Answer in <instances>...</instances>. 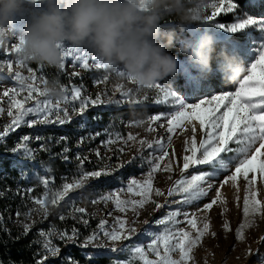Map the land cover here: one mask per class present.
<instances>
[{
	"label": "snow or ice",
	"instance_id": "obj_1",
	"mask_svg": "<svg viewBox=\"0 0 264 264\" xmlns=\"http://www.w3.org/2000/svg\"><path fill=\"white\" fill-rule=\"evenodd\" d=\"M238 4L234 0H207L205 23L211 26L217 32L226 34L243 33L246 29L258 28L261 33H264V19H255L251 15L246 17H238V22L227 23L219 20L222 14H232L237 11ZM209 9L211 10L209 13ZM224 40L226 47L231 55H235L241 63L239 55L242 53L245 60L250 63L247 67H242V72L237 73L235 81L237 86L234 89L228 88L223 81H213L209 85H203L196 77L187 74L190 90L187 93L178 95L177 91L169 90L168 87L162 86L160 83L155 86V90L161 94L162 98L155 100L156 105H170V110L151 115L147 120L136 122V126L147 123L149 128L147 131H155L152 127L156 122L161 121L162 117L166 120V131L169 134H175L177 129L188 130L187 126H191L193 133L187 146L184 149L185 155L183 156L182 164V178L175 182L167 195H180L181 199L176 203L193 204L197 203L203 198L207 197L209 192L215 187L213 180H220L219 187L215 192V197L210 202L203 205L201 211H210L218 202L226 203L222 198L221 189L231 183L239 191V181L241 178L246 182V195L243 201V216L244 223L240 225L237 231V239L244 240V229L250 227L253 221L249 217L261 216L264 217V200H261L260 191L257 187L258 179L264 183V43H260L258 47L251 48L249 46L237 45L234 40L226 37H220ZM264 39V36L259 37ZM3 42L0 43L2 46ZM14 52L19 58L16 63L21 67L25 65V60L22 58V50L19 43L14 44ZM71 61V66H80L86 70L94 67L97 70H104L107 73L109 70L98 60L94 54L80 49H65V61ZM91 62V64H90ZM12 62L7 64L8 71H12ZM44 65H40L39 71L41 73L45 70ZM65 69L64 67L61 69ZM32 73L30 77H24L17 73L14 81H9V86L3 91V97L10 100V109L8 116L11 117V124L5 126V130L0 132V140L7 137L9 133L16 131L21 126L34 128L38 124H65L71 121L66 108L62 109V104H72L73 110H77L74 102L78 101V114H83L89 105L95 107L103 104L104 101L99 95L95 99H85L82 97L80 87L73 86L69 90L68 87H62L63 98L53 100L48 92L41 87L36 86L38 77L36 72L29 68ZM73 75H79L74 72ZM107 81L108 75L102 77ZM39 80L45 85L47 79L43 75ZM30 81V82H28ZM101 82L99 79L96 83ZM123 85L118 86L117 91H121V95L128 97V91H122ZM70 91V95H69ZM23 92L27 95L21 100L17 99ZM36 94L35 96L33 94ZM218 93V94H216ZM43 98V99H40ZM29 100H35L34 106L26 107ZM145 100L147 97L145 96ZM119 103V102H117ZM136 104L142 101H134ZM3 109H0L2 112ZM61 111L63 115H61ZM26 117H31L26 119ZM197 125L199 130L203 133V138L197 142L196 131ZM161 128L165 124L159 125ZM32 137L24 135L20 138L21 143L12 149L13 152L22 154L26 160H33L34 153L28 144ZM36 140L42 139L35 137ZM66 139V138H65ZM117 141L120 137L116 138ZM129 141L136 142L137 137L128 134L124 143ZM115 141L112 138L106 140V145H112ZM139 143L147 145L149 149L154 147L158 148V154L154 152L151 160L148 161L149 171L147 172V179L143 182L135 178L128 180L126 188H120L114 193H110L101 198L102 201H114L115 208L121 213H127L130 209L139 217V210L144 209L149 203H155L157 210L163 208L164 205L156 203L152 196H163L165 193L158 188H154L153 179L154 175L158 172H173V160L169 159L168 148L172 146V135L168 136L167 143L163 139L155 141V145L146 140H139ZM111 150V149H110ZM67 151V149H65ZM123 152L124 149H119ZM96 155L99 157L100 152L97 151ZM173 158L175 153L173 152ZM65 160L67 156L63 157ZM80 160L78 173L73 182H62L59 187H50L52 183L49 179L42 181L44 191L42 194L32 197L33 202L39 206L44 215L48 214V206H58L61 201H64L68 194L84 186L85 182L90 179H100L102 176H110L112 172L108 169L102 170H84L83 164L86 158L77 156ZM103 159V158H102ZM167 161V163H165ZM163 165V167H162ZM122 166V165H121ZM177 166H179L177 164ZM190 168L196 171L190 176L185 177L183 173L187 172ZM223 177L222 179H220ZM169 179L171 177L169 176ZM32 191V189H28ZM127 192L132 197H139V199H121L120 193ZM239 200V196H237ZM93 203L100 201L93 200ZM30 209L26 216H30ZM77 213H85L86 210L80 207H73ZM182 215L179 209L169 211L165 216L157 219L154 223L158 226H163L162 230L155 233L146 229L145 235H150L151 242L147 244L148 252L155 256V259H150L145 247L139 244L125 246L120 251H129L132 254V259L127 261L126 264H137V261L142 264H189L193 260V250L202 242V239L210 230V223L204 222L203 227L198 226L197 217L195 214L184 212V221L190 226L192 231L184 230L176 227L181 221L177 218ZM60 219H64L61 215ZM2 219V217H0ZM87 224V220H84ZM136 221H133L135 224ZM147 224V221H144ZM108 225L107 220H101L98 225V231H94L83 242L81 247L87 248L89 245L101 239V234L113 245L131 240L132 236L136 233L137 229L134 226H129L126 218L116 217L115 222ZM226 230L229 229L227 223L224 224ZM30 231V226L25 225L24 234ZM57 230L45 232L41 230L38 235L45 237L42 242L44 252L37 264H45L49 255L53 258L58 256L60 252L59 246L55 245L51 237ZM195 233V235L193 234ZM215 235V234H213ZM78 237V230L73 228L72 234L69 235L67 231L60 233L61 240L66 243L74 241ZM97 247L104 248L105 245L100 243ZM112 252L117 249L112 247ZM251 249H249V255ZM178 256L179 258H174ZM72 264H78L72 261ZM261 264H264L262 259Z\"/></svg>",
	"mask_w": 264,
	"mask_h": 264
},
{
	"label": "rangeland",
	"instance_id": "obj_2",
	"mask_svg": "<svg viewBox=\"0 0 264 264\" xmlns=\"http://www.w3.org/2000/svg\"><path fill=\"white\" fill-rule=\"evenodd\" d=\"M210 11L211 10L209 9V13ZM247 15L249 14L242 12L237 8L235 13L227 15L222 14L221 16H229L230 20L226 22L227 24L238 22V17H246ZM252 17L255 19H264L262 16ZM214 32L221 41L220 47L226 49L229 54L230 52L226 47L224 40L220 38L222 36L234 40L237 45L242 47L249 46L253 49L258 47L260 43H264V39H259V37L264 36V33H261L260 30L255 27L246 29L243 33L238 34H226L215 30ZM16 43H18L16 39L8 38L5 39L2 46H0V109H3V111L0 112V132L5 130L6 125L11 124V117L7 114L8 111L12 110L15 113V109H10L9 98L3 97L2 95L3 91L9 86V81H14V77L17 73L24 77H30L32 73L29 72V68H31L36 72L38 77L36 86L41 87V89L44 87L43 83L39 80L41 75L44 76V73L39 71L40 64L25 61V65L21 67L16 63L19 59L14 52V44ZM80 50L94 54L85 48H81ZM236 55H239L240 59L243 61L242 67H247L250 62L244 59L243 54L236 53ZM184 59L185 58L181 60ZM9 61H11L13 65L11 72H9L7 68ZM215 67L216 66H214V68ZM63 70L71 77H76L78 79L77 83L73 82L69 85V90L73 86L80 87L82 97L85 99H95L96 96L99 95L104 101L103 104L97 105L99 107L107 106L108 108H118L120 106L135 104L134 101L139 100L142 101L143 104H150L159 110L150 114L145 119H139L136 121L128 120L126 118H117L115 115H112L109 122L103 124L102 128L91 129L90 126L85 124L82 115L78 114L79 105L74 102L77 106V110H73L72 104L61 105L62 109H67L68 115L71 117L69 123L38 124L34 128L21 126V128L16 131L9 133L8 136H13V141L11 143L12 148L0 150V153L12 155L13 157H16L18 161H26L22 154L13 152L12 149L21 143V137L28 135L29 137H32L28 146L33 150L34 155L36 154V151L44 149V140L49 141L55 146L61 145L62 153H70L67 156V161L74 166V170H70V173L65 174L57 181L53 180L50 175L46 174L43 167H40L37 170V184H32L25 180V173L21 164H18L13 168L14 170L11 174L0 171V180H4L5 178L8 179V184L5 185V189L3 190V188L0 187V198L4 196V191L10 192L9 205L4 208L0 207V217L3 219L5 217L9 218L10 222L15 226L31 224L33 227L38 228L39 226L46 225L45 228H40L37 231L38 233L41 230L48 232L55 228L57 231L51 237V240L55 245L59 246L60 252L55 258L49 255L48 259H57V264H72V261L75 260L69 254V250L65 249V245L68 243L79 245V242L76 239L74 241H68L67 243L64 240H61L60 233L62 231H67L69 235L72 233L68 230H58L54 226L55 218L60 219L59 217L63 215L64 219L71 217L78 219L81 223H84V218H88L92 222L90 227L93 229V232L98 231V225L101 220H107L108 225H106V227H108L115 222L116 217L126 218L129 222V226H134L137 229L131 240L121 241L113 245L112 242L108 241L101 234V239L89 246L97 247L96 245L103 243L105 245L104 248H117L119 246L125 247L126 245L131 246L139 244L144 246L146 252H148L146 246L151 242V237L150 235H145V230L149 229L153 233L162 230L163 226H158L154 222L165 216L169 211L179 209L182 215L177 218L181 221L176 226L178 228L192 231L190 226L184 221V212H188L190 215L195 214L198 226L201 228L203 227L204 222L210 223L209 232L202 239V242L193 250V260L189 261V264H261L262 259H264V217H249V220L253 221V223L250 227L244 229V240L240 241L237 239V231L240 229V225L244 223L243 201L246 195V182L242 178L239 181V191H237V188L231 183L225 185L221 189L222 198L226 200V203L218 202L210 211H201L200 209L204 204L210 202L211 199L215 197V192L220 183L219 179L212 181L215 184V187H213L207 197L191 205L176 203V201L181 199L180 195H167L168 191L172 188V183L182 178L181 170L183 156L186 154L184 149L187 146L186 142L190 140L193 133L191 131V126H187V131L177 129L175 134L167 133L166 120L163 119V117L161 121L152 125V127L155 128V131H147L149 128L147 123L136 126V122L138 121L147 120L151 115L165 113L170 110V105L155 104L156 99L162 98L157 90L150 89L146 91H138L135 86L127 82H119L111 71L105 73L104 70H97L94 67H91L90 70H86L80 66L72 67L70 60L65 61V69ZM74 72H78L79 75H73ZM104 75H108L107 81L102 79ZM182 77L184 78L183 83H178L175 78H169L168 80L161 81L160 84L168 87L169 90L177 91L178 95H182L183 93H187L191 87L188 79L184 75H182ZM97 79L101 82L96 83ZM202 84L210 86V79ZM120 85H123L122 91H128L130 93L128 97L122 96L121 91L116 90ZM70 94L69 91V95ZM26 95L27 92H23L17 97V99L22 100ZM33 95L35 96L36 94L34 93ZM145 96L147 97V100H145ZM34 104L35 100H29L25 106L31 107L34 106ZM61 115H63L62 111ZM29 118L31 117H26V119ZM72 120H75V123L72 124ZM160 124H165V127L161 128L159 126ZM43 126L68 129V132L72 134V136L69 138L65 137L66 139L54 134L45 137L43 133L37 131V129ZM128 134L135 135L137 141H129L125 144L124 140H126ZM169 135H172V146L168 148V152L169 159L173 160V172H158L154 175L153 179L154 188H158L165 193L163 196H152V199L156 201V203L164 205L161 211L157 210L155 203H149L144 209L139 210V217L137 218L135 213L130 209L127 213H121L116 210L114 201L105 202L101 200L103 196L114 193L120 188H126L128 180L131 178H135L142 182L147 179V172L149 171L148 161L152 159L154 152L158 154V148L154 147L153 149H149L146 144L142 146L139 143V140L146 138L148 142L155 145V141L160 139H163L164 142L167 143ZM195 135L197 142L203 138V133L199 130L198 125ZM37 136L42 139L36 140L35 137ZM7 137L0 140V147L5 145L4 142ZM117 137H120L119 141L116 140ZM109 138H112L115 141L112 145H106L105 143ZM71 145L74 148L72 152L69 150ZM121 148L124 149L123 152L119 151ZM65 149H67V151H65ZM97 151L100 152L99 157L96 155ZM173 152L175 153L174 158L172 155ZM77 156L86 158L83 165H85V167L88 165V168L86 167L84 170L92 171L108 168L112 172V175L106 177L102 176L98 180L90 179L86 181L83 187L71 191L65 200L61 201L58 206L49 205L48 214L45 216L39 206L33 202L32 197L40 195L39 192L41 194L43 193L44 187L42 181L44 179H49L52 182L50 183V187H59L62 182H73L78 173L77 164H80V160L77 159ZM165 163H167V161ZM177 164L179 166H177ZM195 171L194 168H190L187 172L183 173V175L188 177ZM169 176L171 179H169ZM222 178L223 177L220 179ZM257 187L260 191L259 198L264 200V183L259 179ZM28 189H32V191L29 192ZM237 196H239V200H237ZM120 198L125 200L132 198L139 199V197H132V195L126 191L120 193ZM93 200L100 202L93 203ZM73 207L84 208L86 212L77 213L73 210ZM30 209L34 210L31 211L30 216H26L25 213ZM133 221H136V223L133 224ZM144 221H147L148 223L145 224ZM225 223L229 225L230 230L224 228ZM193 234L195 235V233ZM40 237L43 242L45 237ZM249 249H251L250 255ZM42 250L44 252L43 247ZM126 254H130V257L132 256L129 251H126ZM148 255L150 259H155V256L150 252H148ZM130 257L129 260L131 259ZM174 258L178 259L179 257L175 256Z\"/></svg>",
	"mask_w": 264,
	"mask_h": 264
},
{
	"label": "clouds",
	"instance_id": "obj_3",
	"mask_svg": "<svg viewBox=\"0 0 264 264\" xmlns=\"http://www.w3.org/2000/svg\"><path fill=\"white\" fill-rule=\"evenodd\" d=\"M206 8L207 0H0V43L16 39L25 61L56 69L64 67L65 49H88L138 91L187 78L186 71L201 83L217 73L234 82L242 63L224 48L218 52ZM44 88L52 99L63 98L59 80Z\"/></svg>",
	"mask_w": 264,
	"mask_h": 264
},
{
	"label": "trees",
	"instance_id": "obj_4",
	"mask_svg": "<svg viewBox=\"0 0 264 264\" xmlns=\"http://www.w3.org/2000/svg\"><path fill=\"white\" fill-rule=\"evenodd\" d=\"M238 4V9L245 12L251 16H262L264 17V0H234ZM172 18H169L166 23H170ZM219 20L223 22H228L230 20L229 16H221ZM178 35L181 37H187L188 33L180 32L177 29ZM220 44L217 47L218 52L220 51ZM173 55L179 56L180 59L185 58L176 48L169 50ZM216 63H213V67ZM44 76L49 81L52 79L59 80L61 86H66L69 88L71 83H77L78 79L76 77H71L64 70L45 67ZM215 78V81H223L221 76L217 73L212 78H210V83ZM178 83H183L184 78L182 76L175 77ZM224 82V81H223ZM225 83V82H224ZM228 88L234 89L237 86V82L225 83ZM79 105V102L76 101ZM156 107L150 104H132L120 106L118 108H108L107 106H97L88 107L87 110L82 114V118L91 129L102 128L103 124L109 122L112 115L117 118H126L128 120H139L145 119L150 114L157 112ZM75 120H72V124ZM38 132L43 133L45 137L51 135H57L65 137H71L72 134L68 132V129L62 127H50L43 126L37 129ZM13 136H8L4 142L5 145L0 147V150L12 148L11 143L13 141ZM143 140L148 141L146 138ZM44 149L36 151L34 159L31 161H18L16 157L12 155H7L0 153V171L4 173H12L13 168L18 164L23 166L25 173V180L31 182L32 184H37V170L40 167L44 168L46 174L50 175L53 180H60L62 176L70 173V170H74V166L70 162L65 160L63 157L68 156L70 153H62L61 145H54L47 140L43 141ZM70 152L74 150L71 145L69 148ZM51 154H50V153ZM88 164V163H87ZM79 164H77L78 166ZM88 168V165L86 166ZM83 165V168H86ZM78 168V167H77ZM78 170V169H77ZM8 184V179L0 180V187L5 189V185ZM175 181L172 183L171 187H174ZM39 194H41L39 192ZM10 192L4 191V196L0 198V207L4 208L9 205L10 202ZM14 204V203H12ZM162 208L159 209L161 211ZM87 220V224L81 223L78 219L67 217L65 219H54V226L58 230H68L72 233V229L78 230V237L76 240L79 245H73L68 243L65 245V249L69 250V254L73 259L78 262V264H126L129 261L130 254H126V251H120L125 247H117L116 252H112V248H100L88 246L87 248L81 247L84 240L93 233V229L90 227L92 225L91 220ZM30 226V231L25 235L23 226H15L10 222V219L5 217L0 220V264H37V261L41 258L42 250V238L38 235V230L40 228H45L46 225L39 226L38 228L33 227L31 224H26ZM132 255V254H131ZM132 259V256L130 257ZM130 259V260H131ZM57 259H48L45 264H57ZM137 264H142V262L137 261Z\"/></svg>",
	"mask_w": 264,
	"mask_h": 264
}]
</instances>
